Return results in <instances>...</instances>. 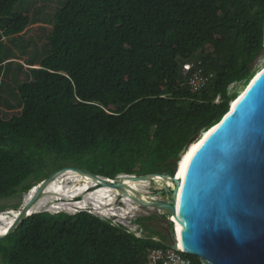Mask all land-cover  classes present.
I'll list each match as a JSON object with an SVG mask.
<instances>
[{
    "label": "trees",
    "instance_id": "16d2710c",
    "mask_svg": "<svg viewBox=\"0 0 264 264\" xmlns=\"http://www.w3.org/2000/svg\"><path fill=\"white\" fill-rule=\"evenodd\" d=\"M23 3L0 0V201L65 167L175 175L261 71L264 0H66L52 20ZM188 62L214 75L200 92ZM155 219L133 231L88 211L38 212L0 240V262L147 264L169 245Z\"/></svg>",
    "mask_w": 264,
    "mask_h": 264
},
{
    "label": "water",
    "instance_id": "95a60500",
    "mask_svg": "<svg viewBox=\"0 0 264 264\" xmlns=\"http://www.w3.org/2000/svg\"><path fill=\"white\" fill-rule=\"evenodd\" d=\"M201 137L192 139L188 149ZM182 156L175 175L106 179L85 169L65 167L26 195L16 219L0 240L38 213L33 210L51 184L73 172L94 181L93 191L112 189L121 200L127 198L141 208L162 212L171 240L168 247L173 250L179 240L182 252L204 264H264V68L219 124L208 131L180 181L176 173ZM142 182L152 186L150 196L133 189L132 185Z\"/></svg>",
    "mask_w": 264,
    "mask_h": 264
},
{
    "label": "rangeland",
    "instance_id": "374dc122",
    "mask_svg": "<svg viewBox=\"0 0 264 264\" xmlns=\"http://www.w3.org/2000/svg\"><path fill=\"white\" fill-rule=\"evenodd\" d=\"M65 1L66 0H23L24 3L22 4V6H23L24 10H32L38 4L37 5L38 7H40V6L43 7L44 17L52 20L55 13H56V10L59 7L61 8L62 4ZM38 35H41V33L40 32H32V34H31V36L36 40H38V37H39ZM43 43L44 42L39 41L40 46H42ZM256 67L261 68V70L264 68V54L259 57V59L256 63ZM230 91H231V93L240 92L241 86L240 85H234L230 88ZM68 173H73V172H68ZM62 176H60V177H62ZM78 176L84 180L89 179L88 177H84V176H80V175H78ZM135 185L142 191V193H145V196H150L151 191H152V186L150 185V183L142 182V183H138ZM59 187L60 188L58 189L56 194H52L51 197L49 199H47V201L45 200L49 204L47 206H45V208L40 209L39 212H46L49 205H56L59 203H62V204L65 203L66 204L67 201H58L59 198L60 199H64L67 197H70V198L75 197L76 198V196H79L80 194H82L86 189V187L83 184H79L77 182H72V181L61 184ZM91 194L92 193L84 194L81 197H77L74 200L76 202L89 201V197ZM25 198H26V195L23 197H17V198L11 199V200L0 201V214H3L4 216L8 217L9 219H13V215L17 214V212L21 208ZM113 199L116 200L117 203H115L114 205L102 207L104 209V211L108 210L109 212H113L112 216L107 215V217H105V216L98 215L96 213V211L93 210L92 206H90V205H88L87 210H80L78 208L77 209L74 208V211H72V212H70L68 210L66 211L67 207L61 206V208L59 210H55L52 213L67 212V213L75 214V212L78 213L79 211H88V212L93 213L96 216L101 217V218L112 219L115 223L121 224V225L125 226L126 228L133 230V231H136L138 229V227L135 225V221L137 219L143 218V217H156L158 220L155 219L153 223L150 222L149 224H151L152 227L157 232H160V234L162 233L161 235H159V238H162L167 243L171 244V240L169 238L168 224H167L166 218L162 214V212L156 211L153 209L141 208V207L137 206L135 203L133 204V206L138 208V210L131 212L130 208L128 206H126L124 203H122L121 199L118 198V193H116V195L114 194ZM34 212H36V211H34ZM47 212H49V210ZM1 224H2V221L0 220V226H2ZM139 235H141V234H139ZM0 264H2V263L0 262Z\"/></svg>",
    "mask_w": 264,
    "mask_h": 264
},
{
    "label": "bare ground",
    "instance_id": "6f19581e",
    "mask_svg": "<svg viewBox=\"0 0 264 264\" xmlns=\"http://www.w3.org/2000/svg\"><path fill=\"white\" fill-rule=\"evenodd\" d=\"M207 137H208V132H206L200 138L199 141H197L194 144H192L189 147V149H187V151L182 156V159L180 161L179 171L176 173L177 177L180 179V181H182L184 169H185L186 164L189 161L191 155L194 153V151L202 144V142ZM71 181L72 182H77L79 184H83L86 187L85 191L82 194H80L79 196H76V198L77 197H81L82 195L87 194V193H92L90 195V197H89V201L76 202L74 200V199H76L75 197H71V198L67 197V198H64V199H60L59 198L58 201H67V203L66 204L65 203L64 204L59 203V204H56V205H49L47 211L49 210L50 212H54L55 210H59L61 208V206L67 207V209L65 207L64 208L66 209V211L68 210L70 212L74 211V208H76V209L78 208L80 210H87L88 209V205H90V206H92L93 210H95L98 215L105 216V217H107V215H111L112 216L113 212H109L108 210L104 211V209L102 207L103 206L106 207V206H109V205H114L115 203H117L116 200L113 199L114 194L116 195L117 192L112 190V189H102V190H98V191H93L92 187H95V182L92 181L91 179L84 180V179H82L81 177H79L75 173H66L62 177H60L58 180H56V182L51 184L49 186V188L46 190V193L44 194L43 199L41 200V202H39V205H37V207L33 210V213H35L34 211L39 212L40 209L45 208V206H47L49 204V203L46 202L47 199H49L52 194H56V192L60 188L59 186L61 184H64L66 182H71ZM132 187L136 191H139L140 193H142V191L136 185H132ZM35 190L36 189H34L32 191V193H34ZM142 195H145V193H142ZM121 201H122V203H124L126 206H128L130 208L131 212L138 210V208L133 206L134 202L131 201L130 199L126 198V199H123ZM17 214H18V212H17ZM17 214L13 215V219H9L8 217L4 216L3 214H0V220L2 221V224H1L2 226H0V235H4L7 232L9 227H11V225L14 222V220L16 219ZM177 234H178V230H177ZM178 238H179V236H178ZM178 245L180 247L179 240H178Z\"/></svg>",
    "mask_w": 264,
    "mask_h": 264
},
{
    "label": "built area",
    "instance_id": "2783aa9c",
    "mask_svg": "<svg viewBox=\"0 0 264 264\" xmlns=\"http://www.w3.org/2000/svg\"><path fill=\"white\" fill-rule=\"evenodd\" d=\"M183 73L188 78V86L194 92L204 90L214 79V75L206 73L200 62H188L183 67ZM179 245L176 250L172 248L155 249L148 255L147 264H192L185 256Z\"/></svg>",
    "mask_w": 264,
    "mask_h": 264
},
{
    "label": "flooded vegetation",
    "instance_id": "af4514ba",
    "mask_svg": "<svg viewBox=\"0 0 264 264\" xmlns=\"http://www.w3.org/2000/svg\"><path fill=\"white\" fill-rule=\"evenodd\" d=\"M153 190V189H152ZM118 197H119V195H118Z\"/></svg>",
    "mask_w": 264,
    "mask_h": 264
}]
</instances>
